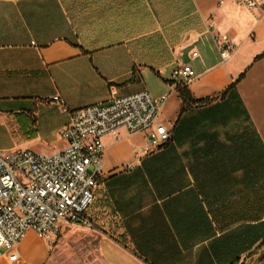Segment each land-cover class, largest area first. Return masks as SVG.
Segmentation results:
<instances>
[{
  "label": "crops",
  "instance_id": "crops-1",
  "mask_svg": "<svg viewBox=\"0 0 264 264\" xmlns=\"http://www.w3.org/2000/svg\"><path fill=\"white\" fill-rule=\"evenodd\" d=\"M264 2V0H261ZM234 44L222 60L213 36ZM264 12L233 0H0V127L50 154L68 111L146 91L167 100V145L101 138V183L87 215L104 264H258L264 238ZM189 65L186 83L173 70ZM184 105L178 88L193 100ZM155 78L156 90H147ZM3 151V148L0 147ZM6 152V151H4ZM0 264H56L27 232Z\"/></svg>",
  "mask_w": 264,
  "mask_h": 264
},
{
  "label": "built area",
  "instance_id": "built-area-1",
  "mask_svg": "<svg viewBox=\"0 0 264 264\" xmlns=\"http://www.w3.org/2000/svg\"><path fill=\"white\" fill-rule=\"evenodd\" d=\"M237 6L260 9L261 0H233ZM222 60L234 44L225 36H213ZM172 76L186 83L194 76L185 64ZM102 105L68 111L63 100L53 98L68 113V123L59 130L62 149L39 154L29 149L0 151V256L11 251L31 231L51 243L63 225L92 228L87 211L101 183L104 147L101 138L125 128L142 133V152L158 150L171 139V130L159 120L166 95L154 99L146 91L116 96Z\"/></svg>",
  "mask_w": 264,
  "mask_h": 264
},
{
  "label": "rangeland",
  "instance_id": "rangeland-1",
  "mask_svg": "<svg viewBox=\"0 0 264 264\" xmlns=\"http://www.w3.org/2000/svg\"><path fill=\"white\" fill-rule=\"evenodd\" d=\"M147 90H156L155 78L147 80ZM28 131L17 126L0 127V147L3 151L24 149L20 143L25 140ZM2 151V150H0ZM92 225V223H91ZM92 228L63 225L49 245L56 264H104L97 253L96 237ZM44 240V239H43ZM264 261V260H263ZM262 261V262H263ZM262 262L258 264H262Z\"/></svg>",
  "mask_w": 264,
  "mask_h": 264
},
{
  "label": "trees",
  "instance_id": "trees-1",
  "mask_svg": "<svg viewBox=\"0 0 264 264\" xmlns=\"http://www.w3.org/2000/svg\"><path fill=\"white\" fill-rule=\"evenodd\" d=\"M263 56H264V52L262 55L258 56L257 59H260ZM243 76H244V74L240 75L230 86H228V88L226 89V91L224 93H222L221 95L216 96L214 98H205L202 100H193L190 96V93L186 90V88L184 86H180L178 88V92H179L180 98L182 99L184 105H187L189 103L190 104L198 103V104L202 105V104H205L207 102L213 101L217 98H222L228 90L233 89L235 87V85L243 78ZM168 143H166L165 145H167ZM164 146H162V147H164ZM263 252H264V238L262 239L260 244L256 247V249L252 253L249 254V256L252 257L253 255H261ZM262 264H264V261L262 262Z\"/></svg>",
  "mask_w": 264,
  "mask_h": 264
},
{
  "label": "water",
  "instance_id": "water-1",
  "mask_svg": "<svg viewBox=\"0 0 264 264\" xmlns=\"http://www.w3.org/2000/svg\"><path fill=\"white\" fill-rule=\"evenodd\" d=\"M263 260H264V252H263L261 255L258 256V258H257V262L260 263V262H262Z\"/></svg>",
  "mask_w": 264,
  "mask_h": 264
}]
</instances>
